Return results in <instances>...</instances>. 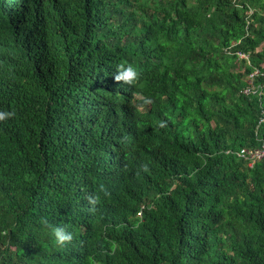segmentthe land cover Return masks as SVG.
Wrapping results in <instances>:
<instances>
[{"label":"trees","instance_id":"16d2710c","mask_svg":"<svg viewBox=\"0 0 264 264\" xmlns=\"http://www.w3.org/2000/svg\"><path fill=\"white\" fill-rule=\"evenodd\" d=\"M254 69L264 0H0V264H264Z\"/></svg>","mask_w":264,"mask_h":264},{"label":"clouds","instance_id":"9594fccd","mask_svg":"<svg viewBox=\"0 0 264 264\" xmlns=\"http://www.w3.org/2000/svg\"><path fill=\"white\" fill-rule=\"evenodd\" d=\"M118 71L115 74V79L117 81H123L127 84H135L137 80L139 79V70L133 65V64H124L121 63L118 65ZM264 76V73L261 74ZM250 79V76H249ZM255 90L254 92L249 91L248 93L244 92L245 88H252ZM263 90L262 85L259 84L256 86H246L243 88V93L245 94H255L257 96L261 95ZM15 113L13 111L8 110H0V121H6L9 118L13 117ZM264 121V111H262V115L259 119V123ZM166 121H160V126L163 127L166 125ZM264 146V143H262L260 146L255 147H241L238 151H236V155L241 158L248 161L249 164H252L253 161L259 160L260 158L264 157L262 155L261 157H250L251 153H254L255 151H259ZM242 150H244V154L242 153ZM100 197L99 196H88V201L92 205V208L94 210L95 205L99 202ZM138 214H141V211L138 212ZM45 225L50 227L52 230V234L54 236V243L58 246H67L68 243H70L74 239V233L69 230L67 226L62 225H51L47 220L44 221Z\"/></svg>","mask_w":264,"mask_h":264},{"label":"built area","instance_id":"2783aa9c","mask_svg":"<svg viewBox=\"0 0 264 264\" xmlns=\"http://www.w3.org/2000/svg\"><path fill=\"white\" fill-rule=\"evenodd\" d=\"M239 56L242 58H247V55L245 54H240L239 53ZM259 74H263V72H260L259 69H254L250 74L249 76L252 78L254 77L255 75H259ZM249 91H252L254 92L255 90H253V87L252 88H245L244 89V92L245 93H248ZM244 152V150H242V153ZM244 154V153H243ZM262 155H264V146L259 150V151H255L254 153H251L250 154V157H254V156H257V157H261Z\"/></svg>","mask_w":264,"mask_h":264}]
</instances>
